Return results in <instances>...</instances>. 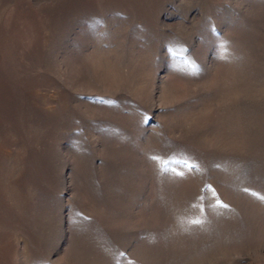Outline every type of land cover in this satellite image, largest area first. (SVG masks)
I'll return each mask as SVG.
<instances>
[{"label":"rangeland","instance_id":"rangeland-1","mask_svg":"<svg viewBox=\"0 0 264 264\" xmlns=\"http://www.w3.org/2000/svg\"><path fill=\"white\" fill-rule=\"evenodd\" d=\"M0 264H264V0H0Z\"/></svg>","mask_w":264,"mask_h":264},{"label":"snow or ice","instance_id":"snow-or-ice-1","mask_svg":"<svg viewBox=\"0 0 264 264\" xmlns=\"http://www.w3.org/2000/svg\"><path fill=\"white\" fill-rule=\"evenodd\" d=\"M152 159H153V160H156L157 157H153ZM186 166H187V167H195V165H186ZM159 170H160L162 173H163V172H166V171H167V163H165V165L162 166ZM217 203H219V201H217ZM191 223H193V224H199V223H201V221H200V220H193V221H191Z\"/></svg>","mask_w":264,"mask_h":264}]
</instances>
